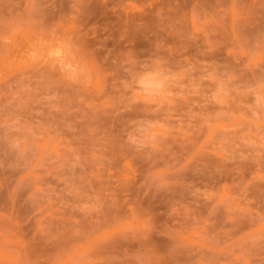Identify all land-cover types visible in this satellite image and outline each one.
Returning a JSON list of instances; mask_svg holds the SVG:
<instances>
[{
    "label": "rangeland",
    "instance_id": "rangeland-1",
    "mask_svg": "<svg viewBox=\"0 0 264 264\" xmlns=\"http://www.w3.org/2000/svg\"><path fill=\"white\" fill-rule=\"evenodd\" d=\"M0 264H264V0H0Z\"/></svg>",
    "mask_w": 264,
    "mask_h": 264
}]
</instances>
